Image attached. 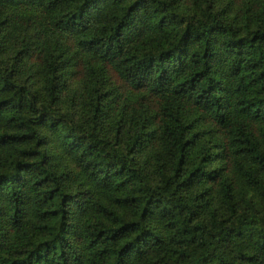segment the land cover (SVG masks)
Instances as JSON below:
<instances>
[{
  "label": "trees",
  "instance_id": "obj_1",
  "mask_svg": "<svg viewBox=\"0 0 264 264\" xmlns=\"http://www.w3.org/2000/svg\"><path fill=\"white\" fill-rule=\"evenodd\" d=\"M0 264H264V0H0Z\"/></svg>",
  "mask_w": 264,
  "mask_h": 264
}]
</instances>
